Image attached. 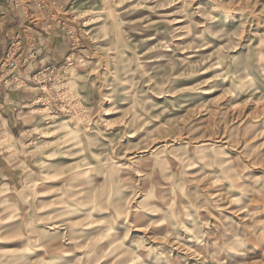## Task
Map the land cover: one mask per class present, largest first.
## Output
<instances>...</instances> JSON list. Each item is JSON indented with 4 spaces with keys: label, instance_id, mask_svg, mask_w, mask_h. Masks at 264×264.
Instances as JSON below:
<instances>
[{
    "label": "rangeland",
    "instance_id": "1",
    "mask_svg": "<svg viewBox=\"0 0 264 264\" xmlns=\"http://www.w3.org/2000/svg\"><path fill=\"white\" fill-rule=\"evenodd\" d=\"M8 3L70 39L29 78L19 38L0 59L34 93L0 126L29 154L0 264H264V0Z\"/></svg>",
    "mask_w": 264,
    "mask_h": 264
},
{
    "label": "crops",
    "instance_id": "2",
    "mask_svg": "<svg viewBox=\"0 0 264 264\" xmlns=\"http://www.w3.org/2000/svg\"><path fill=\"white\" fill-rule=\"evenodd\" d=\"M56 1L58 4L68 7L66 10L68 11L77 0ZM54 8L56 9V7L52 9ZM30 12L32 10L24 7H14L8 3V0H0V59L5 54L7 46L14 39L19 38L25 47L26 54L34 56L25 70L27 78L34 71L38 59L54 62L62 60L64 54L69 51L67 39H70L69 36L63 35L59 23L61 20L64 21V15L58 13L46 20L42 16L40 17L39 12L42 11H36L35 14H30ZM48 21L52 22V26H47ZM28 85L30 84L23 83L21 89H9L0 83L1 127L5 125L7 130L11 129L12 126L15 127V120L24 124L16 119L14 111L33 97L34 93L31 91L33 87L29 88ZM11 134L13 140L11 145L0 143V189L5 186L10 188L18 186L24 180L25 173L29 168L27 164L29 154L23 149L24 146H27L26 142L22 137H17L15 132H11ZM15 156H18V159H14ZM17 161L18 163H16ZM2 189L7 190L6 188Z\"/></svg>",
    "mask_w": 264,
    "mask_h": 264
},
{
    "label": "built area",
    "instance_id": "3",
    "mask_svg": "<svg viewBox=\"0 0 264 264\" xmlns=\"http://www.w3.org/2000/svg\"><path fill=\"white\" fill-rule=\"evenodd\" d=\"M10 51H11V49L9 50L7 57L10 55ZM15 63H16V61L10 57H8L5 62H3V64H5L7 66L15 65Z\"/></svg>",
    "mask_w": 264,
    "mask_h": 264
},
{
    "label": "bare ground",
    "instance_id": "4",
    "mask_svg": "<svg viewBox=\"0 0 264 264\" xmlns=\"http://www.w3.org/2000/svg\"><path fill=\"white\" fill-rule=\"evenodd\" d=\"M158 148V147H157ZM134 156H138L137 154L136 155H134ZM5 193V192H4ZM58 195V194H57ZM107 202H108V200H106ZM112 202V201H111ZM100 208L101 209H103V208H105V206H107V203L106 202H100ZM104 210V209H103ZM102 211V210H101ZM105 243V242H104ZM48 245V244H47Z\"/></svg>",
    "mask_w": 264,
    "mask_h": 264
}]
</instances>
